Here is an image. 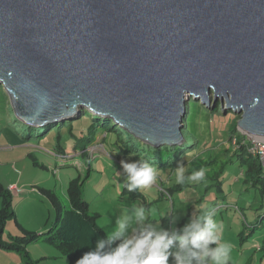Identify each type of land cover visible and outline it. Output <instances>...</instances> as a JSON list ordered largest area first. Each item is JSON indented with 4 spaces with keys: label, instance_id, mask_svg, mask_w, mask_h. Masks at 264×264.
Segmentation results:
<instances>
[{
    "label": "water",
    "instance_id": "95a60500",
    "mask_svg": "<svg viewBox=\"0 0 264 264\" xmlns=\"http://www.w3.org/2000/svg\"><path fill=\"white\" fill-rule=\"evenodd\" d=\"M0 86L29 127L86 108L173 147L213 94L264 138V0H0Z\"/></svg>",
    "mask_w": 264,
    "mask_h": 264
},
{
    "label": "rangeland",
    "instance_id": "374dc122",
    "mask_svg": "<svg viewBox=\"0 0 264 264\" xmlns=\"http://www.w3.org/2000/svg\"><path fill=\"white\" fill-rule=\"evenodd\" d=\"M187 98L186 117L182 123L186 142L183 141L182 145L192 147L179 162L186 168L187 176L192 173L191 161L199 159V164L206 169L205 180L185 182L176 188L170 199L169 190L179 185L174 175L178 161L174 156L163 164L147 160L159 169L157 182L148 189H141L149 205L146 208L152 213L150 220L163 225V218L169 220L172 216H180L178 227L183 221L187 223L190 215L213 207L217 212L216 219L222 223V241L232 245L230 262L247 264L254 255H259L252 246L256 241L262 243L264 239V225L261 226V221L264 223V202L256 189L245 182V168L234 155V138L232 143L229 142L232 136L239 140L244 136L238 127L243 113L227 112V105L225 103L223 106L222 100L214 107V95L210 108L201 101L189 98V95ZM83 110L79 108L75 118L66 120L64 127L61 123L57 124L46 133L45 129L32 128L18 121L5 90L0 87V163L3 164L0 166V177L4 184L16 181L21 186L29 182L56 192L67 206L69 183L80 174L84 176L87 168L85 160L76 155L80 153L79 149L88 146L93 159L90 177L84 185V196L90 213L99 214L98 224L107 233L113 230L116 217L126 208H130L134 202L142 204V201H133L123 195L126 174L120 161H135L141 156L146 159L153 154L144 143L129 138L123 131L118 132L119 136L98 129L92 134L91 144H87L91 131L90 117L86 115L87 123L77 119ZM250 139L244 143H249ZM236 146H239L238 142ZM60 154L75 158L71 164L66 163L68 159L61 163L55 158ZM28 194L31 195L30 199L15 197L12 201L20 223L25 229L36 233L41 229L48 230L55 219L49 200L38 197L32 190ZM253 226L257 228L249 236ZM10 232L15 236L23 235L22 230L11 221L5 230L6 235ZM241 234L249 236L246 239L249 242L244 241V246L241 245ZM46 238L42 236L26 247L28 260L38 264H69L66 257ZM1 260L5 264H27L24 255L18 252H5Z\"/></svg>",
    "mask_w": 264,
    "mask_h": 264
},
{
    "label": "clouds",
    "instance_id": "9594fccd",
    "mask_svg": "<svg viewBox=\"0 0 264 264\" xmlns=\"http://www.w3.org/2000/svg\"><path fill=\"white\" fill-rule=\"evenodd\" d=\"M0 87L4 89L3 86ZM212 96L213 94L210 96L211 99ZM191 98L195 97L191 95ZM84 110L90 112L86 108ZM225 110L235 112L234 109L228 110L227 107ZM77 111L68 120H73ZM49 126L55 125L49 124L45 127ZM114 126L118 125L114 122ZM242 132L247 139L251 138L249 143L252 146H249V152L253 154L251 152L253 142L264 141V138ZM237 149L236 146L235 150ZM86 152L89 153V150L87 149ZM79 156L80 153L76 155V157ZM254 156L258 157L264 166V160L258 155ZM66 163L71 164L72 160ZM120 166L126 174L124 188L128 192L148 189L158 180V167L149 163L143 156L135 161L122 159ZM185 173L186 168L178 161L174 168L177 184L204 181L206 169L200 168L187 176ZM168 197L172 199L169 194ZM232 207L239 209L238 206ZM151 214V210L143 204L134 202L130 208H126L120 216L116 217L113 230L96 239L95 246L79 257L76 264H170V262L171 264H230L232 245L222 241V223L216 219L215 208L209 207L200 213L190 215L187 223L180 227H177L182 218L180 216H172L169 219V226L164 227L160 223L152 222ZM254 249L259 250L260 247L255 244Z\"/></svg>",
    "mask_w": 264,
    "mask_h": 264
},
{
    "label": "trees",
    "instance_id": "16d2710c",
    "mask_svg": "<svg viewBox=\"0 0 264 264\" xmlns=\"http://www.w3.org/2000/svg\"><path fill=\"white\" fill-rule=\"evenodd\" d=\"M86 115L88 116V118H92L88 119L91 123V131L89 139L87 140V144H91L92 134L96 133L98 129H105V132L117 133L119 136V131L125 132L119 126H114L113 121L109 119L98 118L93 114H88V111L86 110H83L82 114L78 118L80 119V122H88ZM65 122H60L63 125L62 127L65 126ZM71 126L73 127V124H71ZM52 128L53 126H49L41 129H45L47 131L46 133H48ZM127 134L129 138L134 139L135 141L142 144V142L134 138L133 135L129 133ZM232 138L236 139L239 144L237 150H235L234 146V155L241 162L243 168H245V182L252 185L256 189V192L264 202V166L258 157L254 156L249 152L250 143H244V141L247 140L245 136H242L241 140H239L236 136H232L229 140L230 143H232ZM145 145L148 149H150L153 154L152 157H148L146 158V160L153 161L155 164H157L158 162L162 164L168 163L173 156L177 161H179L181 158L184 159L185 155L187 154V150L192 147H187L186 145L176 147L163 146L162 148L157 149L147 144ZM87 148L88 146L79 149L80 156L85 160L87 168L84 176L80 174L77 178L73 179L69 183L67 189L69 204L67 206L62 203L61 199L59 198L56 192H53L49 189L41 188V193L46 197V199L49 200L55 215V219L52 226L44 235H40L39 233L33 232L29 229H25L22 226V224L17 218L16 211L14 210L12 198L0 181L1 249L23 254L26 258L27 264H38V262L32 263L30 260H28L25 254L26 247L32 242L39 240L40 237L46 236V240L50 244H52L64 257H66L69 264H76V260L79 257H81L85 252L91 250L95 246L96 239L105 235L106 232L98 224V219L100 217L99 214L90 213L89 204L86 202L84 196V185L89 179L90 172L92 171V159L90 157V154L86 152ZM56 159L58 160V162L60 161L61 163H63L64 161L63 158H58V156H56ZM191 166L192 172L204 167L199 164V159L196 158L191 161ZM178 186L181 187V184L176 185V187H173L169 190V196L172 197ZM124 194L127 195V197L131 198L133 201H142V204L145 207L149 208L143 191L138 190L135 192H128L126 188H124L123 195ZM10 221L15 222L16 226H18L20 230H22L23 235L15 236L11 235L10 233L6 235V226ZM162 222L164 227L169 226L168 218H163ZM184 222L185 221H183V223L178 227L182 226ZM262 225H264L263 221H261V226ZM256 228V226H253L251 228L249 236L256 230ZM241 236V245H244V241L246 243V239L249 236L245 237L244 234H241ZM256 245L260 247V249L257 250L259 255L249 259V262L247 264H264V239L262 240V243L256 242ZM230 264L232 263L230 262Z\"/></svg>",
    "mask_w": 264,
    "mask_h": 264
},
{
    "label": "crops",
    "instance_id": "0c3cea01",
    "mask_svg": "<svg viewBox=\"0 0 264 264\" xmlns=\"http://www.w3.org/2000/svg\"><path fill=\"white\" fill-rule=\"evenodd\" d=\"M2 148L5 149V150H10V149H6L5 147H2ZM11 149H13V148L11 147ZM2 165L3 164L0 163V166H2ZM0 181L3 184V186L6 188L7 192L9 193V195L11 196L12 201H14L15 197L16 198L19 197L21 199H22V197H24V199H30L31 195L28 194V191H31V190H32L33 193H36L38 195V197H42V198L46 199V197L41 193L42 192L41 188L39 186H34L31 183H29V182L23 183L20 186V184L18 182H16V181H12L10 183H5L4 184L3 181L1 180V177H0ZM28 188H30L31 190L30 189L28 190ZM39 200H41V199H39ZM13 207H14V205H13ZM0 208H1V200H0ZM14 210H15V208H14ZM18 220H19V218H18ZM46 231H47L46 229H44V230L41 229L40 231H37V232L42 233V232H46ZM10 234L13 235L11 232H10ZM16 236H19V235H16ZM246 242L248 243L249 241H246ZM255 244L252 246L253 248H254ZM5 252H13V251H8V250H4V249L0 248V264H5L1 260V258L4 255ZM242 255L244 256V252H242ZM256 256H258V255H256Z\"/></svg>",
    "mask_w": 264,
    "mask_h": 264
},
{
    "label": "built area",
    "instance_id": "2783aa9c",
    "mask_svg": "<svg viewBox=\"0 0 264 264\" xmlns=\"http://www.w3.org/2000/svg\"><path fill=\"white\" fill-rule=\"evenodd\" d=\"M236 139L233 140V145L236 147ZM251 152L254 155L260 156L262 160H264V141L263 140H255L253 142V147L251 149Z\"/></svg>",
    "mask_w": 264,
    "mask_h": 264
},
{
    "label": "bare ground",
    "instance_id": "6f19581e",
    "mask_svg": "<svg viewBox=\"0 0 264 264\" xmlns=\"http://www.w3.org/2000/svg\"><path fill=\"white\" fill-rule=\"evenodd\" d=\"M61 122H65V121H61ZM58 156V158H63V159H68V161L69 160H72V159H74L75 157H70V156H68V155H57ZM75 156V155H74ZM56 158V157H55Z\"/></svg>",
    "mask_w": 264,
    "mask_h": 264
}]
</instances>
